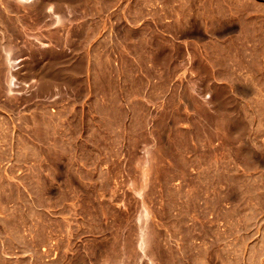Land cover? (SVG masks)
<instances>
[{
    "label": "rangeland",
    "instance_id": "374dc122",
    "mask_svg": "<svg viewBox=\"0 0 264 264\" xmlns=\"http://www.w3.org/2000/svg\"><path fill=\"white\" fill-rule=\"evenodd\" d=\"M147 1L0 0V264H264V78Z\"/></svg>",
    "mask_w": 264,
    "mask_h": 264
},
{
    "label": "crops",
    "instance_id": "0c3cea01",
    "mask_svg": "<svg viewBox=\"0 0 264 264\" xmlns=\"http://www.w3.org/2000/svg\"><path fill=\"white\" fill-rule=\"evenodd\" d=\"M174 10L188 8L194 12L189 21L181 24L182 27H200L198 14L205 12H215L217 6L221 7V26H214L207 23L204 26L205 37L198 40L189 36L176 38L165 30H159L160 39L156 43L158 48H178L185 50L184 58L201 62L214 68L213 54L220 53L226 67V74L230 76H261L264 78V0H173ZM171 4V5H172ZM169 5L164 0H148L143 2L141 8V21H153V14L160 13ZM114 7L108 11L112 13ZM169 21V20H167ZM221 28L222 34L219 36L217 30ZM154 43L152 44L153 47ZM170 54V53H168ZM177 59V56H173ZM257 62V70L246 71L245 62ZM246 84H237V88L231 90H244ZM22 172V170H18ZM47 172V171H45ZM4 169H0V175ZM19 184L24 186L21 179Z\"/></svg>",
    "mask_w": 264,
    "mask_h": 264
},
{
    "label": "bare ground",
    "instance_id": "6f19581e",
    "mask_svg": "<svg viewBox=\"0 0 264 264\" xmlns=\"http://www.w3.org/2000/svg\"><path fill=\"white\" fill-rule=\"evenodd\" d=\"M22 1H23V0H22ZM26 1H31V0H26ZM62 17H63V16H62ZM61 19H62V18H61ZM62 20H63V19H62ZM63 21H64V20H63ZM63 21H62V22H63ZM6 48H8V46H7ZM8 56H9V55H8ZM8 56H7V57H8ZM4 57H5V56H4ZM8 61H9V60H8ZM12 67H13V66H12ZM10 68H11V66H10ZM7 71H8V69H7ZM6 74H7V73H6ZM12 75H13V74H12ZM7 78H8V76H7ZM9 79H10V78H9ZM7 80H8V79H7ZM7 80H6V81H7ZM13 82H14V79L11 78V79L9 80L8 83H10V85H14ZM144 213H145V212H144ZM142 214H143V213H142ZM146 214H147V213H146ZM140 215H141V214H140ZM143 215H144V214H143ZM146 216H147V215H146ZM138 217H139V215H138ZM144 218H145V217H144ZM137 219H138V218H137ZM141 220H142V219H141ZM139 221H140V220H139ZM142 221H143V220H142ZM145 221H147V219H146ZM141 223H142V222H141ZM138 246H139V245H138ZM140 247H141V246H140Z\"/></svg>",
    "mask_w": 264,
    "mask_h": 264
}]
</instances>
